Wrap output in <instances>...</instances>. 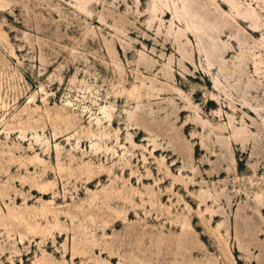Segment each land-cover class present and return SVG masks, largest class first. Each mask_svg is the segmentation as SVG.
Listing matches in <instances>:
<instances>
[{"label":"rangeland","instance_id":"374dc122","mask_svg":"<svg viewBox=\"0 0 264 264\" xmlns=\"http://www.w3.org/2000/svg\"><path fill=\"white\" fill-rule=\"evenodd\" d=\"M0 264H264V0H0Z\"/></svg>","mask_w":264,"mask_h":264}]
</instances>
